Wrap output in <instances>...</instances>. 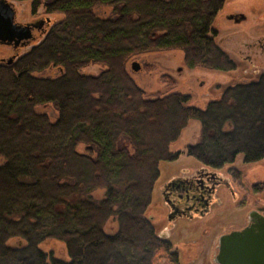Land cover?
I'll use <instances>...</instances> for the list:
<instances>
[{
  "label": "trees",
  "instance_id": "1",
  "mask_svg": "<svg viewBox=\"0 0 264 264\" xmlns=\"http://www.w3.org/2000/svg\"><path fill=\"white\" fill-rule=\"evenodd\" d=\"M13 1L63 18L11 65L0 64V264H48L38 248L47 240L61 242L69 259L51 264H176L165 232L146 216L159 165L177 161L169 146L190 120L200 137L186 154L202 168L218 171L238 155L244 164L263 160L264 73L198 109L179 93L145 98L126 64L176 50L189 69L235 70L212 33L224 1ZM100 7L111 14L99 16ZM90 65L103 69L82 75ZM49 69L59 74L39 76ZM46 105L54 122L35 111ZM217 185L209 176L165 185L170 216H203ZM98 190L102 197H93ZM11 239L18 244L8 247Z\"/></svg>",
  "mask_w": 264,
  "mask_h": 264
},
{
  "label": "rangeland",
  "instance_id": "2",
  "mask_svg": "<svg viewBox=\"0 0 264 264\" xmlns=\"http://www.w3.org/2000/svg\"><path fill=\"white\" fill-rule=\"evenodd\" d=\"M15 10V21L20 24L49 19L44 26V32L34 31V39L26 47L16 51L0 45V64L12 56L15 58L28 52L44 37L48 29L63 16L46 13L43 5L33 10L29 2L8 0ZM223 7L212 22L216 31L214 42L236 64L231 72L220 73L203 68L189 69L183 62L182 53L176 50L146 53L134 56L127 61L126 71L134 84L144 93L145 98L162 97L179 93L189 99L186 106L204 109L210 101L216 100L223 89L230 85L254 80L264 73V0H223ZM99 16H109V8H98ZM240 13L245 20L239 24L228 21L226 14ZM136 62L140 68L133 72L130 64ZM103 69L101 65H90L80 70L82 75L96 76ZM57 69H49L39 74L40 77L54 78ZM35 111L45 115L54 122L57 113L52 106H38ZM200 125L190 120L175 142L170 144V152H178L177 161L160 163L159 177L154 184L151 204L146 216L151 218L156 232H165L176 254V264H215L214 255L218 238L232 229H239L247 223L249 212L256 211L264 215V159L251 164H244L242 156L238 155L235 162L214 172L228 182V188L218 187L219 204L212 205L204 217L192 220L178 218L167 220L169 213L160 196V187L171 177L190 176L201 165L187 156L186 147L199 141ZM85 146L80 145L77 151L85 152ZM3 159L0 156V165ZM217 175V176H218ZM103 190L92 193L93 197H102ZM215 200V199H214ZM114 219H110L105 231L112 233ZM19 242L11 239L7 246H15ZM39 250L63 262H68L65 246L61 242L47 240L38 246ZM158 264H173L169 259H161Z\"/></svg>",
  "mask_w": 264,
  "mask_h": 264
},
{
  "label": "water",
  "instance_id": "3",
  "mask_svg": "<svg viewBox=\"0 0 264 264\" xmlns=\"http://www.w3.org/2000/svg\"><path fill=\"white\" fill-rule=\"evenodd\" d=\"M15 10L8 0H0V45L11 47L13 50L26 47L30 44L32 28L35 25L20 24L15 21ZM243 15L235 19V23L244 20ZM45 22L48 24L49 19ZM15 56L6 60L5 64L11 65ZM133 72L140 66L136 62L130 64ZM216 175V173H211ZM250 225L239 231L222 234L218 239L217 250L214 255L216 264H264V215L252 211L248 214ZM169 221L173 220L170 215Z\"/></svg>",
  "mask_w": 264,
  "mask_h": 264
},
{
  "label": "flooded vegetation",
  "instance_id": "4",
  "mask_svg": "<svg viewBox=\"0 0 264 264\" xmlns=\"http://www.w3.org/2000/svg\"><path fill=\"white\" fill-rule=\"evenodd\" d=\"M239 15H240V13L238 12V13H230V14H226L225 15V18L228 20V21H231V22H233V23H235V19H238L239 18ZM245 20V19H244ZM244 20H242V21H244ZM242 21H240L239 23H241ZM239 23H235V24H239ZM26 24H30V25H35L36 27L34 28H32V30H31V32H32V37H33V39H34V34H33V32L34 31H38V32H44L45 30H44V26H47L48 24L45 22V21H42V20H40V21H34V22H31V23H26ZM25 25V24H24ZM212 33H213V35H214V37H215V34H216V31L213 29L212 30ZM9 48H11V47H9ZM20 48V47H19ZM19 48H17V49H19ZM12 49V48H11ZM17 49H15V51L17 50ZM13 50V49H12ZM14 51V50H13ZM6 62V61H5ZM4 62V63H5ZM211 173H214V172H208V170H206V169H204V168H200L199 170H197L196 172H194L192 175H190V176H174V177H171V179L170 180H168V181H166L161 187H160V196H161V199L163 200V202L165 203V205L167 206V201H166V197H167V194L165 193V191L163 190L164 189V186L165 185H167V184H169L170 185V183H172V182H174V180H178V181H180V184H183V182L184 181H191V180H195V181H197L198 183H201V180L203 179V178H205V177H207V176H209V177H211V178H213V179H216L217 180V183H218V185L216 186V188H215V190H214V192H213V194H212V197H211V199H210V202L208 203V211H207V213H205L203 216H200V217H204L205 215H207L208 214V212H209V209H210V207L212 206V205H214V203L215 204H219V199H217L216 197L218 196L217 195V193H216V191H217V189H218V187H220V186H224L225 188H228V181L225 179V178H222V177H220L218 174H216V175H212ZM218 175V176H217ZM183 181V182H182ZM186 183V182H185ZM172 186L174 185V184H171ZM176 186V185H175ZM164 198V199H163ZM215 199V200H214ZM168 207V206H167ZM167 209H169V208H167ZM170 211V210H169ZM170 213V212H169ZM167 214V216L168 215H170V214ZM197 216H188L187 218L186 217H178V218H184V219H187V220H192V219H194V218H196ZM178 218H176V219H178ZM176 219H173L172 221H173V223L175 222V220ZM250 220H249V218L247 219V223L243 226V227H241V228H239V229H232V231H239V230H242L243 228H245V227H247V226H249L250 225V222H249ZM231 232V231H230ZM227 233H229V232H227ZM226 234V233H225ZM219 239V238H218ZM217 245H218V240H217ZM216 250H217V246H216ZM216 264V263H215Z\"/></svg>",
  "mask_w": 264,
  "mask_h": 264
}]
</instances>
